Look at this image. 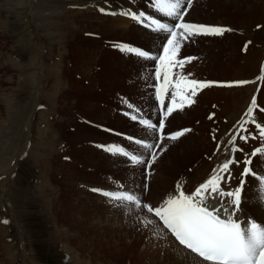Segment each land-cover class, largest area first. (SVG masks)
Returning <instances> with one entry per match:
<instances>
[{"label": "rangeland", "instance_id": "374dc122", "mask_svg": "<svg viewBox=\"0 0 264 264\" xmlns=\"http://www.w3.org/2000/svg\"><path fill=\"white\" fill-rule=\"evenodd\" d=\"M104 1L107 3L103 4ZM82 3L81 0H0V264H183L175 262L168 240H162L161 227L154 225L159 218L152 208L162 206L166 194L177 195L183 188L180 184L173 191H164L166 183L174 184L180 177L167 169L177 166V171L182 168L189 179H194L187 187L189 192L210 178L209 173L216 165L215 156L231 155L226 149V132L230 140L258 90H263L260 93L263 103L262 71L256 79L242 84L244 90H226V103H231L226 107L221 101L225 96L220 98L219 107L225 111L217 117L212 115L214 105L208 102L213 89L204 92L201 106L198 103L199 107L173 112L164 139L156 149L155 161L149 167L134 165L123 156L109 153L105 146L120 145L147 158V151L134 143V139L152 143L155 134L130 116L156 123L160 119L154 93L156 62L133 58L136 56L120 48L139 47L155 56L161 52L165 34L154 32L140 22L139 25L129 17L131 20L112 18L117 12L109 9H125L128 5L124 0H102L104 13L93 6L94 2ZM119 3L123 7H118ZM153 3L154 0H129L131 8L127 11L151 13L156 17L159 13ZM263 4L264 0H195L193 8L186 11L185 22L211 25L218 18L233 23L239 18L240 24L247 23L245 29L251 27L250 31L225 33L222 40L219 36L195 37L191 42L195 47L199 45L193 50L198 61L204 62L205 49L216 50L218 44L226 49H218L225 60H230L231 55L238 59V50L242 58L250 56L245 44L256 47L260 58H264ZM87 10L89 13L85 14ZM84 17L90 20L96 17L106 27L100 31L93 29ZM158 19L172 23L162 14ZM115 24L117 29L113 30ZM259 25L263 28L259 29ZM256 26L259 28L255 31ZM89 39L95 43L88 42ZM231 44L238 49L231 50ZM190 54L184 52L179 58H189ZM190 66H184L188 76L208 78L201 81L231 80L235 71L232 65L227 73L214 77L209 66L202 67L201 74L189 70ZM60 80L62 85L58 87L55 83ZM145 82L149 91L141 96V85ZM234 96L238 103L233 102ZM141 101L143 106L139 104ZM196 112L200 115L196 116ZM256 119L264 123V115ZM186 126L190 131L180 140L166 136ZM247 127L249 132L256 133L254 127ZM176 142L180 144L177 146ZM190 143L199 150L191 153L187 146ZM237 144L244 149L236 154L238 160L258 146L264 147V142L258 139L248 143L238 140ZM170 148L176 149L177 154ZM184 154L190 156L189 164L183 165L182 158H178ZM236 167L242 170V166ZM103 191L130 193L140 203L109 200L101 194ZM133 208L140 211H132ZM159 223L163 226L162 221ZM133 228L136 230L132 233Z\"/></svg>", "mask_w": 264, "mask_h": 264}, {"label": "snow or ice", "instance_id": "6c2138e0", "mask_svg": "<svg viewBox=\"0 0 264 264\" xmlns=\"http://www.w3.org/2000/svg\"><path fill=\"white\" fill-rule=\"evenodd\" d=\"M191 3L192 0H154V10L170 18L172 23L161 22L160 19L152 18L143 12L122 13L140 22L144 27L152 28L154 32L165 34L161 43V52L155 56L138 47L122 46L120 48L122 52L156 62L154 88L155 101L160 108V119L157 123H152L150 119H138L136 115L130 116L133 121L153 130L155 134V141L152 143L134 139V143L141 145L147 151V158L138 156L120 145L105 146V150L109 153L123 156L134 165L143 164L149 167L155 161L156 149L164 139L165 121L173 112L182 111L185 107L194 104V97L198 91L214 85L232 87L248 83L239 81L220 84L198 81L189 79L182 72L175 71L176 69L182 70L185 63L194 59L192 57L179 58L181 48L186 42L197 36H220L229 30L185 22L184 17ZM100 11L105 12L104 9ZM260 79L264 80V68H262ZM166 98L167 104L165 103ZM128 107L131 108L132 105ZM257 112L264 115V106H260L254 96L244 114V119L239 122L235 133L228 141L231 146L230 157L215 169L210 178L200 184L192 194L179 191L177 195L167 198L162 206L152 208L148 205L175 240L207 264H264V226L252 221L242 226L241 222L234 218L241 203L243 178L253 175L252 157L264 154V147H257L242 160L236 158L237 153L244 151L238 146V140L243 143L256 139L264 142V123L257 121L255 115ZM248 125H252L257 130L256 133L249 132ZM188 131L190 129L181 130L171 134L168 138L176 140ZM219 148L220 145H217L218 150ZM240 165H242L240 185L235 190H223L222 185L231 181V169ZM260 184L264 190V177H260ZM101 194L109 200L140 203L139 198L130 193L103 191ZM217 197L230 198L228 203L232 210L230 211L228 207L210 206L208 201ZM260 203L264 204V199H261ZM4 222L7 223V221Z\"/></svg>", "mask_w": 264, "mask_h": 264}, {"label": "bare ground", "instance_id": "6f19581e", "mask_svg": "<svg viewBox=\"0 0 264 264\" xmlns=\"http://www.w3.org/2000/svg\"><path fill=\"white\" fill-rule=\"evenodd\" d=\"M81 1H83V3L82 4H84V5H88V4H91V2H94L96 5H93L95 8H97V9H104V10H106L105 8H103L102 6H101V1L102 0H81ZM126 1V3H127V5H128V7H125V9L123 8V10H120V9H116V10H114V9H109L110 11H112V12H117L116 14H113V15H111V17L112 18H118V19H120V21H122V20H131V19H127L128 17L127 16H125V15H123L122 13H125V12H128L127 10L128 9H130L131 7L129 6L130 4H129V0H124V2ZM195 1V0H194ZM194 1L191 3V6H192V8H193V3H194ZM199 1V0H198ZM211 2V1H210ZM81 3V2H80ZM107 3V1H104L103 2V4H106ZM211 4V3H210ZM214 4V3H213ZM123 5L124 4H122V3H119L118 4V7H123ZM200 5V4H199ZM206 5V4H205ZM208 5V4H207ZM190 6V7H191ZM209 6V5H208ZM211 6H213V5H211ZM210 6V7H211ZM215 6H217V5H215ZM220 6V5H219ZM84 7V6H83ZM196 7V6H195ZM262 7L264 8V4L262 5ZM219 8V7H218ZM222 8V7H221ZM221 8H219V9H221ZM85 8H83V10H84ZM189 9V8H188ZM262 9V8H261ZM96 10V9H95ZM223 10V9H222ZM109 11V12H110ZM85 12V14L86 13H89L88 12V10L87 11H84ZM107 12V11H106ZM194 12V11H193ZM223 12V11H222ZM224 12H226V11H224ZM99 13V12H98ZM104 13V12H103ZM220 13H221V11H220ZM206 14H208V13H206ZM244 14V13H243ZM263 14V11L261 12V15ZM107 15V14H106ZM148 15H150L152 18H156L157 17V19L159 18V14H156V17L155 16H153L151 13H149ZM188 15V14H187ZM123 16V17H122ZM208 16V15H207ZM96 17H98V16H96ZM92 18V20H90L89 18L90 17H84L83 19H87V21L90 23V25H91V27L93 28V29H96V30H101V29H104V27H106L105 26V23H98V21H97V19L98 18ZM126 17V18H125ZM209 17V16H208ZM231 17H233V16H231ZM187 18V17H186ZM189 18V17H188ZM216 18V17H215ZM215 18H214V20H215ZM221 18V17H220ZM224 18V17H223ZM225 18H227L226 16H225ZM224 18V19H225ZM70 19V18H69ZM83 19H80V20H83ZM106 19V18H105ZM199 19V18H198ZM207 19V18H206ZM212 19V18H211ZM217 19V18H216ZM222 19V18H221ZM238 19L239 18H235V20H234V23L233 22H225V21H218L219 20V18L217 19V21L215 20V22L212 20L211 22H210V24L212 25V26H216V27H222V28H226V29H228L227 27L228 26H230V27H237L235 30H232V29H230L229 28V30L228 31H225L224 32V34L223 35H220L219 37L221 38V40L222 39H224V36H225V33H230V34H232V33H234V32H242V31H250V28H246L245 29V27H244V25H246L247 23L246 22H243L242 24H240V22L238 21ZM79 20V21H80ZM197 20V19H196ZM209 20V19H208ZM189 21V20H188ZM191 21V20H190ZM189 21V23H191ZM193 21V20H192ZM202 21V20H201ZM116 22H117V20H116ZM124 22V21H123ZM161 22H164V23H168V21L166 22V21H163V20H161ZM194 22H196V21H194ZM72 23V22H71ZM138 23V22H137ZM117 24V23H116ZM116 24L113 26L114 28H113V30L114 29H117L116 28ZM139 24V23H138ZM141 24V23H140ZM139 24V25H140ZM194 24V23H193ZM207 24H209V23H207ZM118 25V24H117ZM142 25V24H141ZM199 25H201V24H199ZM204 25V24H203ZM206 25V24H205ZM211 25H206V26H211ZM227 25V26H226ZM143 26V25H142ZM244 29H243V28ZM260 27V28H259ZM259 27L258 26H256L255 27V31L257 30V28H259V29H262L263 28V25H259ZM124 28V27H123ZM139 28H141V29H145L144 27H139ZM150 28V27H149ZM239 28V29H238ZM75 29V27L73 26V28H72V30H74ZM126 29L127 28H125V29H123V30H125L126 31ZM253 29V28H252ZM95 30V31H96ZM106 30V29H105ZM150 30H152V28H150ZM89 32H91V31H89ZM62 34L64 33V32H61ZM251 33V32H250ZM86 34V33H85ZM84 34V35H85ZM133 34V33H132ZM240 34V33H239ZM136 35V34H135ZM158 35V34H157ZM156 35V36H157ZM164 36V35H163ZM202 38L203 37H206V36H201ZM213 37H218V36H214V35H210V38H213ZM199 38V37H198ZM219 38V39H220ZM195 40H196V38H194ZM200 39V38H199ZM205 39V38H204ZM233 40H236L234 37L232 38ZM232 39H230L229 41H231ZM202 40V39H201ZM206 40H208V39H206ZM232 40V41H233ZM200 41V40H199ZM248 41V40H247ZM254 42H255V40H253ZM88 42H90V43H92V44H94L95 43V40H92V39H89L88 40ZM250 42V41H249ZM190 43V44H189ZM194 43V42H193ZM193 43L191 42V41H189V42H186L183 46H182V48H181V50H182V53H184V52H189V53H191L189 56H192V58H194V59H192L191 60V62H187V65L186 66H190L189 67V70H192L194 73L196 72V73H200L201 72V70H202V67H205V66H209L210 67V73H211V75L212 76H214V77H220V76H222L223 74H225V73H227L228 72V70H229V66H232V65H235L234 66V68L232 69V70H235L234 72H232V79L231 80H222V81H216L215 80V78H209L210 80H208L207 82H218V83H220V84H223V83H231V82H239V81H247V80H254V79H256L257 78V76L261 73V71H262V68H263V66H262V61L264 62V58H263V56H261L262 58H260V56L258 55V51H256V47L254 48V46L252 47V46H249V45H246L245 44V46H246V52L248 53V54H250V56H248V57H243L242 58V56H241V50H238V53H239V55H237L238 56V59H237V57H235V55H231L232 57L230 58V60H225V57H224V55H222V57L223 58H221L220 57V54H219V52H220V50H218L219 48H221L223 51H226V49H225V47H221L219 44H218V48H216V50H214V48L212 47V48H208L209 50H207L206 51V49H205V51H204V53H203V55H202V58H204V62H199L198 61V59L195 57V55L197 54L196 53V51L194 52L193 50H195V48H197V47H195L194 45H193ZM226 44V43H225ZM228 46V45H227ZM226 46V47H227ZM232 46V44L230 45V47L229 48H231V50L234 48V49H238V47L236 48V47H231ZM133 47V46H132ZM227 47V48H228ZM250 47H252L251 49H250ZM139 48V47H138ZM140 49H142V48H140ZM203 49V48H202ZM192 50V51H191ZM230 50V51H231ZM229 51V52H230ZM264 52V51H263ZM181 53V54H182ZM194 53H196V54H194ZM201 53V52H200ZM193 54V55H192ZM223 54V53H222ZM264 54V53H263ZM131 55H134V54H131ZM150 55H152V56H154L153 54H150ZM198 55V54H197ZM200 55V54H199ZM130 57H132V56H130ZM185 57V56H184ZM184 57H182V59L184 58ZM133 58H138V57H133ZM138 59H141V60H143V59H145V58H138ZM145 60H149V61H152L151 59H145ZM222 60H224L225 61V65H224V63H223V61ZM250 62H252L251 64H249ZM185 66V65H184ZM155 68H156V65L153 67V69H154V72H155ZM186 68V67H185ZM177 70V69H176ZM175 70V71H176ZM259 71V72H258ZM258 72V74L256 75V73ZM201 74V73H200ZM219 75V76H218ZM227 75V74H226ZM256 75V76H255ZM204 76V75H203ZM203 76L202 77H196V78H194V76H187V77H190L189 79H194V80H198V81H201L200 79H208V78H203ZM255 76V77H254ZM254 77V78H253ZM248 78H250V79H248ZM253 78V79H252ZM246 79V80H245ZM54 82V81H53ZM56 84V86H60V85H62V81L60 80V81H57V83H55ZM94 85V83L91 85V87ZM250 87H252V86H249V88ZM248 88V87H247ZM259 88V87H258ZM213 89V90H212ZM154 90H155V88H154ZM208 90H212L211 91V95L210 96H208V97H210V98H208V102L210 103H212L213 105H214V107H215V111L214 112H212V115L213 116H215L216 115V117H217V115H219L220 113H221V111H223V109H224V111H225V108H223V107H219V105H221L220 103L221 102H219L220 101V98H223L224 96V99H222L221 101L222 102H224V104L227 102L226 100H225V98H226V90H230V91H232L233 92V90H238V91H240V90H244V88L242 87V85H239V86H232V87H227V86H216V85H214V86H211V87H208V88H205V89H203V90H200V91H198V94L194 97V99H195V103L194 104H192L191 106H190V108H192L193 106H195L196 105V107H199V106H197L198 105V103H200V106H201V99H202V96L204 95V92L205 91H208ZM256 90V87L254 88V91ZM263 90H258L255 94H254V96L257 98V101H258V104L260 105V106H264V99H262L263 101V103H262V105H261V97H260V93L262 92ZM154 93H155V91H154ZM207 93V92H206ZM234 93H236V92H234ZM238 93V92H237ZM256 94H258L257 96H256ZM235 95V94H234ZM233 97V96H232ZM239 97H240V95H239ZM262 97L264 98V93L262 94ZM229 98V97H228ZM235 96H234V100H233V102L234 103H238V101L237 102H235ZM238 98V97H237ZM229 100V99H228ZM236 100H239V99H236ZM207 101V100H206ZM240 101V100H239ZM157 103V102H156ZM165 103L167 104L168 103V100H167V98H166V101H165ZM228 103V102H227ZM226 103V104H227ZM231 102H229V104H230ZM229 104H227V106L226 107H228V105ZM156 105V104H155ZM208 105V104H207ZM230 106V105H229ZM234 106H236V105H234ZM203 107V106H202ZM157 108H158V106H157ZM156 108V109H157ZM195 109H197V108H195ZM198 110V109H197ZM201 110V109H200ZM183 111V110H182ZM204 111V110H203ZM158 112H159V116H160V110L158 109ZM175 112H177V111H175ZM196 116H198V114L200 115V113L198 112H196V113H194ZM210 114V113H209ZM176 115V114H175ZM256 117H258L259 118V115H262V114H260L259 112H257L256 114ZM171 116L172 115H170L168 118H167V120L165 121V128H164V133L166 132V129H167V125H168V121L170 120V118H171ZM210 116V115H209ZM194 117V116H193ZM262 119V118H261ZM183 120H180V122H182ZM153 122V121H152ZM153 123H156V122H153ZM177 123H178V121H177ZM212 123H206V125L207 126H210ZM215 124V123H214ZM206 126V127H207ZM249 126H251V127H253L252 125H249ZM83 127V126H82ZM187 127V126H186ZM192 127V126H191ZM184 129H189L188 127L187 128H184ZM184 129H181V130H184ZM109 130V129H108ZM181 130H179V131H181ZM252 131H253V129H251ZM112 131V130H111ZM146 131V130H145ZM179 131H176V132H179ZM173 132V131H172ZM176 132H174V133H176ZM189 132V131H188ZM148 133V132H147ZM168 133V132H167ZM174 133H170V134H166V136L168 135V136H170L171 134H174ZM185 134H187V132L185 133ZM184 134V135H185ZM183 135V136H184ZM226 135H227V137H226V140H227V144H226V149H228V152L230 153V145L228 144V141H229V139H228V132H226ZM183 136H181V137H179L178 139H176V140H180ZM175 140V141H176ZM188 141V140H187ZM225 140H223V142H224ZM165 142V141H164ZM167 143H169L168 141H166ZM165 142V143H166ZM185 142V141H184ZM190 142V141H189ZM177 143V142H176ZM179 144H180V142H178ZM178 143H177V146H178ZM182 143V142H181ZM191 143H193V141L191 142ZM191 143H190V145H187V146H189V150L191 151V153H193V152H196V151H198L199 149H198V147H194V146H191ZM182 144H184V143H182ZM165 145V144H164ZM184 145H186V142H185V144ZM183 145V146H184ZM166 146V145H165ZM175 146V145H174ZM181 147V146H180ZM259 147V146H258ZM164 148V147H163ZM173 148H176V147H173ZM185 148V147H184ZM187 148V147H186ZM167 149V148H166ZM171 149V151H173L174 153H176L177 154V152H175L174 150H176V149H178V148H176V149H174V150H172V148H170ZM181 149V148H180ZM162 150V149H161ZM183 150V149H182ZM164 151V150H163ZM172 153V152H171ZM170 153V154H171ZM190 153V155H192ZM162 154V153H161ZM164 154H165V152H164ZM180 154V153H179ZM165 155H167L168 156V154H165ZM175 155V154H174ZM186 154H184V155H180V156H178V158L179 157H181L182 158V163H183V165H185V164H189L190 163V160L189 161H187V159L190 157V156H185ZM161 157V156H160ZM193 157V156H192ZM221 157H223V158H226L225 160H227L228 158H229V156H215V159H214V161H213V163H216V165L215 166H217V164H222L223 163V161H225V160H223L222 162H219V160L218 159H220ZM237 158H238V156H236ZM170 158H172L171 156H170ZM174 158V157H173ZM166 159H167V157H166ZM169 159V158H168ZM170 160V159H169ZM222 160V159H221ZM167 161V160H166ZM171 161V160H170ZM168 162V161H167ZM166 162V163H167ZM184 162H186V163H184ZM165 163V164H166ZM181 163V162H180ZM170 165V164H169ZM180 165V164H179ZM166 166V165H165ZM182 166V165H181ZM200 166V165H199ZM213 167V169L210 171V173H209V177L212 175V173H213V171L215 170V169H217V167ZM240 166H242V165H240ZM167 167H168V165H167ZM251 168H252V171H253V175H249V176H247V177H244L245 179H243L244 180V183H245V185L242 187V197H241V203H240V205H239V210L235 213V216H234V218L236 219V220H238L239 222H241V224H242V226H244V225H246L248 222H250V221H252V222H258V223H260L262 226H264V204H262V203H260V201H261V199H264V190H262V187H261V184H260V177H264V156H262V155H260V156H255V157H252V164H251ZM177 169H178V167L176 166H173V167H171V168H168L167 169V171H170L172 174H180V177L174 182V184H171V185H167V183H166V185H165V187H164V191H166V190H168V189H170L169 190V192L170 191H173V188H177L178 187V185H180V184H182L181 186L183 187L182 188V190L181 191H183L185 194H187L189 191H187L188 190V186H191V183H193V181H194V179H189L188 178V176L186 175V174H184V169H182L181 168V170H179V171H177ZM198 169H199V167H198ZM182 173V174H181ZM240 173H241V170L240 169H238L236 166H234L232 169H231V181H230V183H225V184H223L222 185V188H223V190H225V191H228V190H235L239 185H240V182H241V179H242V177L240 176ZM166 176L165 175H163V178H165ZM208 179V178H207ZM207 179H205V180H207ZM204 180V181H205ZM154 181V180H153ZM203 181V182H204ZM195 182V181H194ZM202 183V182H201ZM201 183H199V184H201ZM199 184H196V186L198 185L199 186ZM195 186V187H196ZM197 186V187H198ZM194 187V188H195ZM196 187V188H197ZM193 188V189H194ZM195 188V189H196ZM96 189V188H95ZM193 189H192V191H190L189 192V194H192L194 191H195V189H194V191H193ZM246 189V190H245ZM179 191V190H178ZM187 192V193H186ZM245 192V193H244ZM243 195H244V197H243ZM171 196H175V195H169V194H166V196L164 197V201L167 199V198H169V197H171ZM230 198H220V197H217V198H215V199H212V200H209L208 201V203H209V205L210 206H212V207H228L229 208V210L231 211L232 210V207H231V205L228 203V200H229ZM162 204L164 203V202H161ZM142 210V209H141ZM132 211H140V208H133L132 209ZM136 213H138V212H136ZM143 214V213H142ZM138 215V214H137ZM141 215V214H140ZM145 217V216H144ZM147 219V218H146ZM149 219V218H148ZM140 220V219H139ZM145 221V220H144ZM150 221H151V219H150ZM153 221V220H152ZM142 222V221H141ZM159 222H161L159 219L158 220H156L155 221V223H154V225H157V226H159V228L161 229V232L163 233V237H162V240H168L167 242H168V244H170V247H172V252H171V254H173L174 255V257H175V259H176V261L175 262H177V263H179V262H182L183 264H207V262H204V261H202V259L200 258V257H198L196 254H194V253H192L189 249H186L184 246H182V245H180L179 243H178V241H176L175 240V238H174V236L166 229V228H164ZM145 225H147V224H145ZM152 226V225H151ZM137 227V226H136ZM146 227V226H145ZM138 228V227H137ZM132 229V228H131ZM147 229V228H146ZM134 230H136V229H134L133 228V230H131L132 231V233H133V231ZM141 230V229H140ZM149 230V229H148ZM150 230H151V228H150ZM156 230V229H155ZM139 232V231H138ZM161 232H159V233H161ZM162 233H161V236H162ZM132 235V234H131ZM137 235V234H136ZM154 235V234H153ZM139 236V235H138ZM155 237V236H154ZM137 238V237H136ZM153 241H154V239H153ZM158 241H160V240H158ZM156 242V241H155ZM162 243V242H161ZM150 244H152V243H150ZM159 244H160V242H159ZM153 246L155 245V244H152ZM160 245H163V244H160ZM152 246V247H153ZM159 247H163V246H159ZM168 247V246H167ZM155 248V247H154ZM169 249V248H168ZM160 250H161V248H160ZM164 250V249H163ZM166 251V250H165ZM168 253V252H167ZM169 253H170V250H169ZM155 254L156 253H154V256H155ZM166 254V253H165ZM162 255V254H161ZM158 257V256H157ZM167 258V257H166ZM159 259H161V257L159 258ZM161 261V260H160ZM174 261V260H173ZM172 261V262H173ZM174 262V263H175Z\"/></svg>", "mask_w": 264, "mask_h": 264}, {"label": "crops", "instance_id": "0c3cea01", "mask_svg": "<svg viewBox=\"0 0 264 264\" xmlns=\"http://www.w3.org/2000/svg\"><path fill=\"white\" fill-rule=\"evenodd\" d=\"M181 54V53H180ZM193 55V54H192ZM192 57V56H191ZM195 57L197 58V54L195 55ZM187 65V63H185V66ZM129 67V66H128ZM184 68L185 67H183V69L181 70V69H177L178 70V72H180V71H182V74H184V75H186V76H188V74L185 72V70H184ZM130 69H132L131 67H130ZM184 71V72H183ZM143 79L145 80V78H144V73H143ZM188 78H190V77H188ZM140 85L141 84H139V87H140ZM142 87H141V89H140V95L142 96V95H144L146 92H148L149 90V88H148V86H147V84H146V82L143 84V85H141ZM142 101H143V99H142ZM140 102L139 104L140 105H142L143 106V104H144V102ZM151 103V102H150ZM152 107V105L150 104V108Z\"/></svg>", "mask_w": 264, "mask_h": 264}]
</instances>
